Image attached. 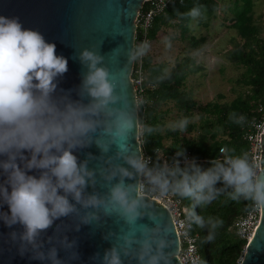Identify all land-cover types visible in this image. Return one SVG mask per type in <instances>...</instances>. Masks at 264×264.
Masks as SVG:
<instances>
[{
  "label": "clouds",
  "instance_id": "9594fccd",
  "mask_svg": "<svg viewBox=\"0 0 264 264\" xmlns=\"http://www.w3.org/2000/svg\"><path fill=\"white\" fill-rule=\"evenodd\" d=\"M203 11V5H195L186 15L195 19ZM149 51L145 41L123 48L121 55L127 62ZM77 58L85 71L74 98L71 89L59 87L68 58L57 54L56 44L39 30L25 27L18 16L0 15V222L10 229L8 241L19 256L49 264L79 260L76 240L66 233L44 235L57 220L76 214V231L80 225L99 226L102 219L117 225L103 234L109 247L94 253L91 264H173L176 231L148 193L165 202L192 201L179 228L187 237L207 223L208 241L215 240L224 221L219 216L205 219L195 211L197 206L206 208L224 195L250 202V213L264 211V170L248 152L224 146L220 158L210 159L206 168L195 158H186L183 167L177 160L171 166L165 162L150 167V158L132 142L157 128L140 122L138 105L119 87L105 54L92 46L80 50ZM229 119L245 122L234 112ZM188 123L182 118L173 129L184 131ZM93 145L103 164L89 168L92 153L83 160L77 153ZM97 175L106 191L89 193ZM240 235L251 249L262 250L253 245L251 235ZM61 250L67 260L61 258ZM249 252L246 249L237 264H245Z\"/></svg>",
  "mask_w": 264,
  "mask_h": 264
},
{
  "label": "trees",
  "instance_id": "16d2710c",
  "mask_svg": "<svg viewBox=\"0 0 264 264\" xmlns=\"http://www.w3.org/2000/svg\"><path fill=\"white\" fill-rule=\"evenodd\" d=\"M221 1H176L154 19L150 30L152 41L160 32L165 33L166 29L173 27L177 30V37L184 42L183 49L186 52L172 64L168 61H156L150 52L142 62L145 103L139 105V120L157 130L150 136H140V140L144 155L154 157L157 163H162L159 153L163 152L167 155L170 166L177 160L183 167L188 162L186 158H195L198 164L206 168L210 159L219 158L221 147L227 146L236 153L247 152L249 143L245 138V130L250 121L262 117L259 107L262 105L264 108V14L255 12L254 0H232L229 6L232 14L230 27L235 30L236 35L225 55L232 64L243 69L234 80V98L226 100V95L220 92L215 98L202 104L187 86L192 75L205 70V66L190 50H200L208 40L207 35H195L192 22L208 29L217 16ZM195 5H203L204 11L202 16L193 19L186 14ZM148 7L150 2H145L144 9ZM139 67L140 60L137 59L132 75L134 79ZM173 112L178 121L188 119L189 123L184 131L178 128L174 130V124L169 123L168 117ZM233 112L245 117L242 125L229 119V114ZM182 160L185 162H181ZM217 187L223 185L217 184ZM183 202L187 206L192 203L188 200ZM248 208L250 202L232 201L224 195L206 208H195L197 214L205 219L219 216L224 221L213 241L207 240V223L202 228H193L198 234V247L205 264H237L248 242L236 234L232 226Z\"/></svg>",
  "mask_w": 264,
  "mask_h": 264
},
{
  "label": "water",
  "instance_id": "95a60500",
  "mask_svg": "<svg viewBox=\"0 0 264 264\" xmlns=\"http://www.w3.org/2000/svg\"><path fill=\"white\" fill-rule=\"evenodd\" d=\"M147 0H0V15L18 16L25 27L39 30L49 42L56 44L57 54L68 58V71L60 78L59 87L64 90H72V96L76 97V91L85 69L78 60V53L86 47L95 46L96 50L105 54L107 63L117 74L119 87L126 91L127 96L138 105V94L133 81L134 61H127L121 55L123 48H132L136 45L137 23L136 19ZM120 45L121 47H117ZM115 51H112L113 49ZM119 56V59L117 57ZM123 69V75H120ZM139 118V105L137 108ZM262 158L260 169L264 170V130L261 133ZM132 146L143 153L140 136H137ZM92 153L94 159L89 162V168L100 167L103 164L99 149L93 145L77 153L81 160L85 159L87 153ZM101 160V164L97 160ZM127 167V165H125ZM3 177L0 176V180ZM89 193L106 191L103 179L97 175L95 188L89 187ZM157 208L164 211L169 223L176 231L173 237V264H182L179 258L180 240L170 210L157 199ZM79 207V206H78ZM7 210V206H5ZM84 212L80 209V215ZM79 216L73 214L55 222L53 228H49L47 236H61L65 233L69 240H76L79 245L80 259L72 261L71 264H91L90 258L97 251L109 247L102 236L109 229H115L117 225L111 219H102L99 226L80 225ZM18 227V226H17ZM58 231H54L57 229ZM10 229L0 222V264H49L48 261L30 260L27 256L21 257L16 248L8 241ZM253 245L262 250L255 251L252 245L247 244L250 250L245 264H264V211H261L260 222L254 232ZM55 243V240H54ZM57 246H59L57 244ZM49 246L45 245V250ZM245 249V251H246ZM245 255V252L244 254ZM61 258L67 260V253L61 250Z\"/></svg>",
  "mask_w": 264,
  "mask_h": 264
},
{
  "label": "rangeland",
  "instance_id": "374dc122",
  "mask_svg": "<svg viewBox=\"0 0 264 264\" xmlns=\"http://www.w3.org/2000/svg\"><path fill=\"white\" fill-rule=\"evenodd\" d=\"M254 1L255 12L264 14V1ZM231 2L232 0L221 1L217 16L208 29L204 26L195 25V21L191 25L195 30V35H207L208 38L200 50H190L191 54L205 66V70L192 75L187 82V86L193 91L194 97L202 104L215 98L220 92L226 95V100L234 98L235 93L232 91L234 80L243 71L242 68L232 64L225 55L232 46V38L236 35L235 30L230 27L232 14L229 11V6ZM183 46L184 42L177 37V30L171 27L166 29L165 33L162 31L157 35L150 45L149 52L153 54L156 61H168L172 64L177 57H182L186 53ZM176 117V113L173 112L168 117L169 123L176 124L178 122Z\"/></svg>",
  "mask_w": 264,
  "mask_h": 264
},
{
  "label": "built area",
  "instance_id": "2783aa9c",
  "mask_svg": "<svg viewBox=\"0 0 264 264\" xmlns=\"http://www.w3.org/2000/svg\"><path fill=\"white\" fill-rule=\"evenodd\" d=\"M182 2L183 0H147L146 2H150V7L147 9L143 8L140 10L136 23H137V32H136V40L137 43L140 44L142 42L147 41L150 45L152 43V39L150 37V30L152 28L154 19L157 15L163 12L171 3L173 2ZM145 4V3H144ZM146 56V55H145ZM140 58V67L137 69V77L134 79V85L137 90L139 105H144L145 97H144V74L142 68V62L144 57ZM259 111L262 113V117L260 119H254L249 122L247 129L245 130V138L249 143L248 153L250 157L254 160L255 164L260 168V161L262 158V143H261V133L264 130V108L261 105L259 107ZM144 154V153H143ZM221 156V154H220ZM219 156V158H220ZM150 158V167L152 165L167 163L170 165L169 159L167 155L163 152L159 153V159H161L162 163H157L155 158L152 156H145ZM181 162H185L182 160ZM151 198L157 199L159 202L164 204L171 212L174 224L179 236L180 240V249H179V258L182 264H205L202 255L199 251L198 247V234L193 230L190 235L185 237L182 235V229L179 228L181 221L184 218V209L187 206L183 201L176 199H169L167 202L161 200L154 194L148 193ZM261 211L256 213H250V208H248L245 213L240 216L232 226V230L238 234L239 236L242 231L246 234L253 236L254 232L260 222Z\"/></svg>",
  "mask_w": 264,
  "mask_h": 264
}]
</instances>
